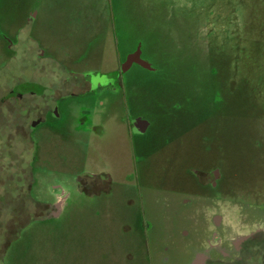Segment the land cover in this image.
Wrapping results in <instances>:
<instances>
[{
	"label": "rangeland",
	"instance_id": "rangeland-1",
	"mask_svg": "<svg viewBox=\"0 0 264 264\" xmlns=\"http://www.w3.org/2000/svg\"><path fill=\"white\" fill-rule=\"evenodd\" d=\"M32 13H39L38 21ZM4 26L24 27L28 40L20 48L17 36L10 37L15 57L8 56V63L0 40V100L1 86L12 97L16 83L19 90L18 73L26 63L16 59L20 53L44 50L45 76L51 68L45 62L52 60L46 40L62 59L63 51L71 54L73 61L57 59L68 68L77 69L82 58L77 66L86 74L120 63L127 70L103 73L102 82L116 89L76 97L90 123L93 106L105 105L99 112L102 122L109 119L106 134L96 130L82 139L102 152L93 155L96 165L77 149L67 153L69 139L61 131L40 142L38 156L33 135L40 125L27 137L29 125L16 114V103L0 102V264H113L112 254L128 264L124 239L117 243L119 229L144 228L142 195L153 214L159 198L179 197V205L193 199L198 188L186 170L193 166L222 173L211 190L228 202L229 224L243 232L264 229L260 210L248 206L264 200V0H0V37ZM135 56L144 65L130 63ZM28 66L25 78L33 79ZM137 120L149 124L144 134L130 131ZM97 168L106 170V181L82 178ZM233 200L243 207L230 209ZM59 206L65 213L51 217ZM177 226L198 233L181 217ZM163 227L168 231L152 235L153 243L166 244L170 262L182 264L184 235L168 223ZM254 249L244 255L259 264L263 256Z\"/></svg>",
	"mask_w": 264,
	"mask_h": 264
},
{
	"label": "crops",
	"instance_id": "crops-1",
	"mask_svg": "<svg viewBox=\"0 0 264 264\" xmlns=\"http://www.w3.org/2000/svg\"><path fill=\"white\" fill-rule=\"evenodd\" d=\"M32 15L34 17L33 21H38L39 13H37V15L32 13L30 14V17ZM25 20L27 21V18ZM28 21L31 22V20ZM23 30L24 27L18 29V26L17 30L15 31L11 30L9 26H4L1 29L3 36L0 37V40L3 41L2 47L8 54L7 63L10 59H13L15 57L11 56L12 54L10 53V47L13 43L12 38L10 37L17 36L20 48L21 45L26 42L25 40H28L26 35L21 34ZM15 32L18 33L16 34ZM35 38L37 39L36 41L38 43H41L42 40L40 41L37 36ZM21 39L22 41L20 42ZM43 43H46V45H48L51 49H49L48 58H52V60L45 63H48V65L50 64L51 68L55 67L56 71L54 70L50 72L51 68L46 69L47 71L45 73V76L43 77V60L41 58V54H44V50H42V53L38 55L36 52L38 48L36 49L34 47L33 49L36 50L29 52L24 51L23 53L17 55V60L19 58H22L24 61H26V63L24 64L23 69L20 70L21 72L18 73V79L20 83L19 90H17V83L13 87L16 91H18L17 93L21 95L25 108L29 109V118L33 119L36 117H40L42 119L40 128L37 131L35 130V134L33 135L38 144V156L41 154L42 148L40 142L42 140L45 141L46 138L55 134V131H61L62 134L60 136L65 139H69V142L71 143L70 144L68 142V145H65L66 147L64 146L67 153H69L70 151H75L77 149L79 150L80 154L82 152L88 160L96 165V160L94 159L95 156L93 155H96L97 153L101 154L102 152L95 147H92L89 141H87V145H85L86 142L83 143L82 139L86 137L87 140L88 135H90L91 133L97 134V131L99 134H106V128L103 127L106 123H108L109 119L106 118V123L102 122L103 117H101L99 112L101 109L105 108V105L101 106L98 102L95 106H93L92 111L94 113L95 120L93 121V116L91 123L89 122V118L83 117L86 112H82L81 109L77 108L78 106H81V98L84 99L89 97L90 95L97 96L104 90H107V88L102 87L92 90L88 85L89 83L87 79V75L92 72L87 71L86 74L85 70H81L77 66V63L81 61L82 58L77 60V62L75 63L77 69H75V67L68 68L62 63H59L57 59H66L67 61H73V58H71L70 56L71 54H69V52L67 51L62 50L63 52L61 56H64L62 59L61 57L57 56L58 54L56 55L55 51L50 52L52 51V41L50 43L46 40ZM56 51L58 50L56 49ZM52 53L54 55H51ZM8 56L10 59H8ZM26 65H30L31 69L35 73L33 79L25 78L26 72L24 69ZM71 66H73V64ZM116 70L117 68L106 71L96 69L95 72L109 74L115 72ZM42 78H45V80L43 81ZM54 80H58L57 85H55V83L53 82ZM22 86L26 89L25 92H21L23 90ZM87 86L89 87V89L84 91L83 89ZM1 90L5 94L7 91L4 90L8 89L6 87L2 89L1 86ZM69 97L73 99L64 100ZM41 99H43V103L38 104L37 101H41ZM108 108H112V106ZM113 108H116L115 103L113 105ZM118 110L120 109L118 108ZM7 114L11 115L10 111ZM12 115H15V113L13 112ZM97 117L98 122H96ZM61 121L65 125L59 124V122ZM79 122L83 125L82 128L85 127L83 130L78 129L77 126ZM115 122H117L118 128L121 131V118L117 117V120ZM88 124L89 126H86ZM80 133H82V135L84 136H79L78 134ZM27 137L33 138L32 135H29ZM80 143L84 146L81 147ZM54 144L57 146L56 143ZM58 145L59 147L62 146L61 142ZM86 146H88V148H86ZM48 154L53 153L49 152ZM97 169L98 170L92 172L91 174H89L88 171L87 174H85L82 178L90 177L95 180V178H99L100 175H105L104 177H107L106 175L108 174L106 170H103L101 168ZM31 188L32 183L29 186V189ZM142 201L144 208V219L142 225L144 226V228H136L135 224L132 229L129 228V231H123V227L121 230L119 229V233L121 234V236L118 238L117 243L120 246V238L124 239V247L127 248L124 250L128 251L127 253H129L126 256L127 259L125 260V262L127 261L128 264H172L166 256L168 253L165 254L169 251L167 245L165 244V246H163L160 242L153 243L152 240V235L157 236L161 232L165 233L166 231H168V229H165L163 227V225H166L167 223L172 230L175 229V231H178L179 235L183 234L185 237L184 238L180 235V238L183 239V241L180 242L183 244V246L180 247V257H182L181 259L183 260L182 264H228V261L232 262L235 258L237 251L234 249V243L243 238L244 232L243 228H239L238 226L229 224L227 210L229 206L227 201L213 198L211 196H202L199 198H194L191 203L187 202L185 205H179L181 204L179 197L170 199V201L167 200V197H163L154 201V203L157 205L155 214L152 213L153 206H150L151 202H149V199L146 195H142ZM65 206H62V208H60L59 206L58 209H56V207H53V215H51V217H61L65 213ZM230 206V209H241L243 207L242 203L235 202L234 200L230 201ZM224 208L226 209L225 211ZM180 217L182 220L186 221L187 228L189 226V228L196 229L198 233L191 234L188 229H179L177 226V221ZM224 220L226 221L225 223ZM161 238L163 239L162 236ZM212 241H214V243ZM208 245L210 246V248H208ZM98 248L100 249L99 246ZM223 253L232 256L231 258L224 257ZM114 257H116L115 254ZM232 257L234 258L232 259ZM112 263L121 264L120 262H118V260H116V258H113V254ZM176 264L179 263L177 262Z\"/></svg>",
	"mask_w": 264,
	"mask_h": 264
},
{
	"label": "flooded vegetation",
	"instance_id": "flooded-vegetation-1",
	"mask_svg": "<svg viewBox=\"0 0 264 264\" xmlns=\"http://www.w3.org/2000/svg\"><path fill=\"white\" fill-rule=\"evenodd\" d=\"M122 65L120 63V68H117V70L115 71V74L120 72L122 73L124 70H127V66H125L124 68H122ZM112 74V73H111ZM107 75V74H106ZM110 75V74H109ZM103 74H99L97 72H92L89 73L87 75V79H88V85L89 87L93 90V89H99V88H109L112 85L111 82L104 84L102 81L103 79ZM107 77V76H106ZM121 78V77H120ZM118 78L116 81H120L121 79ZM103 79V80H102ZM111 79V78H108ZM116 81L113 82L116 85ZM116 89L115 86H113V90ZM9 93V92H8ZM7 92L5 93L4 96H1V100L0 102L2 103V106L5 105L6 103L8 104H12V103H16V105L14 107L18 108V111L16 114H18L20 116V118L23 117L22 119V123H27L29 125V131L27 133H25L27 136L30 135V133L37 128L39 125H41L42 123V119L40 117H36V118H29V109L25 108V106L23 105V100L20 94H15L14 97L13 93H11L10 95ZM9 95V97H7ZM12 97V98H10ZM24 114V116H23ZM26 115V116H25ZM130 131L135 132V133H145V131L148 130V128L150 127L149 124L144 123V121L142 120H137L134 122V124L132 122L129 123L128 125ZM134 133V134H135ZM208 149V147H207ZM188 171V178L190 181H193L194 184H197L196 187L198 188L197 193L198 194H194L192 197L194 198H199L202 196H211L213 198H217L216 196H212V190L211 188H213L214 190L218 188L220 182H222V173H218V169H206V168H202L201 166L196 167L193 166L192 168H188L186 169ZM186 171V172H187ZM99 178H95V181L100 185L101 183H103L104 181H106V179H108V177H102L99 179V181L97 180ZM203 189V190H199ZM193 199H189L187 201H184V204L191 203L193 201ZM263 202H257V203H261V204H257L256 207L252 208L251 205L249 204V209H255L258 208L260 210V213L264 216V200H262ZM260 227V226H259ZM257 228L251 232H244V236L243 238L239 239L236 243H234V249L237 251L236 252V256L235 258L232 257L233 261H228V264H251V260L249 258H247L246 256L248 255L247 253L252 250V248H255V252H257L258 257L263 256V261L262 259L258 260L259 264H264V229L261 228ZM248 249V252H246V256L244 255L245 250ZM224 257H228L231 258L232 255H228V254H224ZM246 258V260H245ZM231 259V260H232ZM248 259V260H247ZM231 262V263H230Z\"/></svg>",
	"mask_w": 264,
	"mask_h": 264
},
{
	"label": "water",
	"instance_id": "water-1",
	"mask_svg": "<svg viewBox=\"0 0 264 264\" xmlns=\"http://www.w3.org/2000/svg\"><path fill=\"white\" fill-rule=\"evenodd\" d=\"M135 60H136L137 62L143 64L141 61H139V60L137 59V56L130 58V63L133 62V61H135ZM143 65H144V64H143Z\"/></svg>",
	"mask_w": 264,
	"mask_h": 264
},
{
	"label": "trees",
	"instance_id": "trees-1",
	"mask_svg": "<svg viewBox=\"0 0 264 264\" xmlns=\"http://www.w3.org/2000/svg\"><path fill=\"white\" fill-rule=\"evenodd\" d=\"M81 185H82V183H81ZM84 190L86 191V190H87V188H86V189L84 188Z\"/></svg>",
	"mask_w": 264,
	"mask_h": 264
}]
</instances>
